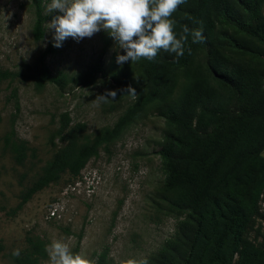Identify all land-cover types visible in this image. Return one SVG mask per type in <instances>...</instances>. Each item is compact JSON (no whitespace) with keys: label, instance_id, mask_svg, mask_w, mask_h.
Returning a JSON list of instances; mask_svg holds the SVG:
<instances>
[{"label":"rangeland","instance_id":"obj_1","mask_svg":"<svg viewBox=\"0 0 264 264\" xmlns=\"http://www.w3.org/2000/svg\"><path fill=\"white\" fill-rule=\"evenodd\" d=\"M225 1L233 3L235 11L227 14L223 7H211L218 23L214 42L197 51L190 63L204 68L210 83L219 88L218 100L224 117L229 119L246 99L241 92L236 96L229 84L219 87L221 73L236 77L240 74L242 79L251 81L258 76L264 83V32H251L257 23L264 22V0L257 6L256 16L244 7L251 0ZM186 9L182 4L178 12ZM179 14L182 13L174 14L172 19ZM35 19L33 0H0V69L23 71L28 64L35 65L45 48L55 43V30L47 27L51 20L46 22L44 40H34ZM248 25L251 26L247 29ZM125 54L104 30L79 41L69 37L48 54L47 65L54 75L62 72L74 77L100 61L102 69L94 84L71 82L61 90L47 83L38 90L32 80L23 81L20 77L0 82V264H18L13 251L19 249L20 255L27 251L29 236H39L47 244L54 238L66 240L73 252L83 253L94 264L104 250L109 253L107 264H120L130 258H147L149 264H188L199 251L196 242L203 214L199 209H173L162 198L167 172L160 150L166 118L158 105L139 114L112 143L100 146L99 155L90 158L80 177L66 172L19 207L23 194L67 143L56 134L62 113L68 111L72 117L64 134L93 141L106 127L113 128L127 108L142 93L149 92L165 72L158 66L156 73L148 75L143 59L133 64L131 60L117 63V56ZM125 74L126 84L121 82ZM177 79L174 97L183 84L181 77ZM129 85L136 88L135 99L122 91ZM14 88L18 91V111L12 96ZM106 91L117 92L114 100L109 97L107 102L92 103ZM201 108H197L194 123L201 118L203 123L198 127L205 136L213 126L200 116ZM12 126L16 129L13 139L28 147L22 163L5 142ZM240 138L228 161H235L238 153L250 149L264 156V147L250 131L244 129ZM245 243L264 251V189L242 233L233 264H239ZM48 260L47 255L40 264H48Z\"/></svg>","mask_w":264,"mask_h":264},{"label":"trees","instance_id":"obj_2","mask_svg":"<svg viewBox=\"0 0 264 264\" xmlns=\"http://www.w3.org/2000/svg\"><path fill=\"white\" fill-rule=\"evenodd\" d=\"M50 1L33 0L36 16L33 37L36 42L44 40L46 22L58 15L55 11L51 14L45 11V4ZM260 1L251 0L248 4L245 2L244 7L251 11L252 16H256ZM183 5L186 10H177L174 13H182L175 19L177 38L180 37L182 27L187 25L190 30H202L203 42L192 43L189 35L183 56L176 57L175 53L160 50L154 60L143 59L148 75L156 73L158 66L165 72L149 92L142 93L127 108L113 128L106 127L93 141L89 137L80 140L76 134H64L72 117L68 111L62 113L56 134L61 135L67 143L54 154L45 165L42 175L23 194L19 207L35 193L57 182L66 172L73 177H80L90 158L99 155L100 146L112 143L139 114L150 106L158 105L162 116L166 118L164 144L160 150L167 172L162 198L173 209H199L200 214H203L200 221L201 233L196 242L199 251L193 254L188 264H233L235 254L240 249L242 233L264 189V156L260 151L250 149L244 154L238 153L235 161H228V158L233 146L238 144V140H242L240 136L244 129L250 131L256 141H260L261 148L264 147V83L258 76L251 81L242 79L240 74L236 77V74L223 71L222 84L219 87L225 88L229 84L236 96L241 92L246 99L235 115L229 119L224 117L217 95L219 88L216 89L210 83L204 68L195 67L190 61L197 51L205 50L214 42L218 23L212 15L211 7H223L227 14L234 12L235 7L233 3L225 0H186ZM252 30L254 33L264 32V22L257 23ZM56 49L54 43H50L38 57L37 63L28 64L23 71L16 73L9 69H0V82L20 77L23 81L32 80L38 90L47 83L55 84L63 90L71 82L90 86L97 81L102 69L100 61L78 76L69 77L62 72L54 75L46 63V58ZM184 66L187 67L178 70ZM213 68L217 70L216 67ZM177 76L183 79V84L179 94L174 97ZM127 79L128 74H125L121 82L126 84ZM12 96L15 97L18 111L20 104L16 88L13 89ZM213 101L215 103L211 105ZM198 106L202 107L200 116L207 120L206 124L213 126L205 136L198 127V124L203 123L201 118L198 117L197 124L194 123ZM15 133L16 129L12 126L5 136V142L16 153V160L22 163L27 156L28 147L26 143H18L13 139ZM27 242L28 250L16 256V262L40 264L47 257V242L39 236H29ZM108 254L104 250L99 255L97 264H107ZM239 264H264V251L245 243Z\"/></svg>","mask_w":264,"mask_h":264},{"label":"clouds","instance_id":"obj_3","mask_svg":"<svg viewBox=\"0 0 264 264\" xmlns=\"http://www.w3.org/2000/svg\"><path fill=\"white\" fill-rule=\"evenodd\" d=\"M184 3L186 0H51L45 11L62 13L47 24L48 29L55 30V47H60L61 42L69 37L79 41L104 30L126 52L117 56V63L131 60L133 64L141 59L154 60L160 50L175 53L176 57L183 56L189 35L192 43L203 42L202 30H190L187 25L182 27L177 38V22L172 16ZM188 51L190 54L191 49ZM122 91L133 99L137 96L136 88L131 85ZM116 95V91H106L92 103L107 102L109 97L114 100ZM45 251L48 264H94L83 253L73 252L70 243L63 239H52ZM13 255L18 257L19 249L14 250ZM120 264L149 262L147 258H130Z\"/></svg>","mask_w":264,"mask_h":264},{"label":"built area","instance_id":"obj_4","mask_svg":"<svg viewBox=\"0 0 264 264\" xmlns=\"http://www.w3.org/2000/svg\"><path fill=\"white\" fill-rule=\"evenodd\" d=\"M55 213H56V210H53V211H52V214L55 215Z\"/></svg>","mask_w":264,"mask_h":264}]
</instances>
